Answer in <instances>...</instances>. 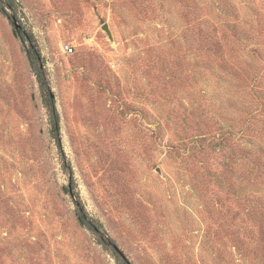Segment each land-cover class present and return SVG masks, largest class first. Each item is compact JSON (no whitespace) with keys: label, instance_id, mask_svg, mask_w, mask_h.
I'll return each mask as SVG.
<instances>
[{"label":"rangeland","instance_id":"374dc122","mask_svg":"<svg viewBox=\"0 0 264 264\" xmlns=\"http://www.w3.org/2000/svg\"><path fill=\"white\" fill-rule=\"evenodd\" d=\"M6 1L0 264H264V0Z\"/></svg>","mask_w":264,"mask_h":264},{"label":"trees","instance_id":"16d2710c","mask_svg":"<svg viewBox=\"0 0 264 264\" xmlns=\"http://www.w3.org/2000/svg\"><path fill=\"white\" fill-rule=\"evenodd\" d=\"M5 6H8L10 9H15L17 4H16V1L15 0H7L5 2ZM2 7V6H1ZM15 33H17L18 35H22V33L20 31H16L15 30ZM23 38L27 41H29L32 45V51L30 50L29 54H28V57L32 63V65L34 66L38 61L41 60V54L38 50V46H37V41L35 40L34 38V35L33 34H24L23 35ZM37 75L41 81V84L43 85V89L44 91H46L47 93H49L48 91V88H46V82H45V78H44V73H43V69H42V66H37ZM48 107L49 109L51 110V113H52V118H53V123L55 125V130H58L59 129V119H58V116L56 114V108H55V105H54V102L52 100V97L49 96L48 98ZM78 220L80 221V223L83 225V226H87V227H91L93 228L94 230L96 231H99L98 228H96L94 226V224H92L90 221H88L86 219V216L83 214V213H80L78 214ZM101 238L106 242L107 239H106V236L102 234ZM107 245L108 246H111L108 241H107ZM113 250V249H112ZM115 254H117L118 252L114 249L113 250ZM117 252V253H116Z\"/></svg>","mask_w":264,"mask_h":264},{"label":"water","instance_id":"95a60500","mask_svg":"<svg viewBox=\"0 0 264 264\" xmlns=\"http://www.w3.org/2000/svg\"><path fill=\"white\" fill-rule=\"evenodd\" d=\"M13 18V24L15 26V30L16 31H22V26L17 22L15 16H12ZM102 30L105 31L107 34H108V37L110 39V41H113V35H112V32L110 30V27H109V24H104L102 26ZM69 190L70 192L71 191V187H69ZM107 241L108 243L120 254V256L124 259V261L127 263V264H131L130 261L126 258V256L120 251V249L118 248V246L113 242L111 241L109 238H107Z\"/></svg>","mask_w":264,"mask_h":264},{"label":"built area","instance_id":"2783aa9c","mask_svg":"<svg viewBox=\"0 0 264 264\" xmlns=\"http://www.w3.org/2000/svg\"><path fill=\"white\" fill-rule=\"evenodd\" d=\"M64 48H65L66 52H72L73 51V49L69 45H66Z\"/></svg>","mask_w":264,"mask_h":264}]
</instances>
